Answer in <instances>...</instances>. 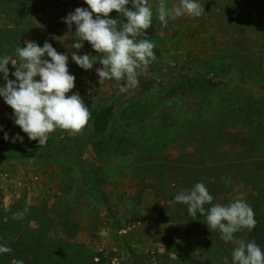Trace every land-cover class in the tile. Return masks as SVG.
<instances>
[{"label": "rangeland", "instance_id": "obj_1", "mask_svg": "<svg viewBox=\"0 0 264 264\" xmlns=\"http://www.w3.org/2000/svg\"><path fill=\"white\" fill-rule=\"evenodd\" d=\"M158 2L149 0L152 26L145 32L160 59L140 73L151 86L141 94L132 89L121 93L123 82L115 79L99 83V63L84 70L72 61L74 51L97 55L86 41L74 49L75 25L69 31L63 22L77 7L87 8L84 0H63L31 16L35 31L27 41L41 47L47 41L67 55L75 86L66 95L79 94L91 117L78 134L60 129L49 134V147H66L59 159L0 160V220L14 207H44L54 221L53 238L113 252L111 264L126 263L125 244L143 264H205L208 256L196 248L198 239L208 237L206 220L198 224L187 205L170 201L188 190L179 175L183 167L237 168L240 152L253 146L264 159V0H197L204 7L201 16L169 19L167 26L156 17ZM165 2L171 7L178 0ZM109 15L118 18L115 11ZM0 27H11L1 13ZM13 62L15 67L22 63ZM14 66L8 79H15ZM111 102L115 111L107 134L88 140L95 113ZM14 119L1 97L0 152L20 156L40 148ZM253 130L259 131L257 142ZM15 136L23 137L22 142H12ZM186 154L192 158L182 164L179 159ZM255 178L264 184L261 174ZM219 180L231 187L215 203L226 205L239 195L248 201L251 185L246 177L227 170ZM94 184L106 196L120 229ZM102 229L108 230L107 237L99 235ZM223 261L218 255L213 264Z\"/></svg>", "mask_w": 264, "mask_h": 264}, {"label": "clouds", "instance_id": "obj_2", "mask_svg": "<svg viewBox=\"0 0 264 264\" xmlns=\"http://www.w3.org/2000/svg\"><path fill=\"white\" fill-rule=\"evenodd\" d=\"M84 3L87 8L77 7L63 18V22L69 31L75 25L78 40L72 45L74 49H81L86 41L97 55H77L74 51L72 61L84 70L99 63L101 67L96 69L99 83L112 79L123 82L119 85L121 93L137 87L139 74L156 59V46L145 32L152 26L153 10L149 0H84ZM113 11L118 18H110ZM203 12L204 7L197 0H178L171 7L165 0H159L156 6V17L162 26H167L169 19L184 15L199 17ZM15 52L22 63L19 67L11 63L15 67L11 73L14 80L8 79L6 67L11 58H0V73L6 81L0 87V97L12 109L15 125L30 141H38V147L46 145L49 134L57 129L71 135L80 133L91 113L79 94L66 95L75 86V77L67 67V55L58 53L47 41L43 47L34 41H25V46H18ZM4 139H9L7 133ZM17 140L22 142L23 137L12 138V142ZM212 201L213 196L206 186L197 182L192 188L176 194L170 203L187 205L189 215L195 217L199 213L205 217L210 232L218 230L222 240L234 242L232 264H264V251L255 241L245 242L234 237L244 228L251 231L256 224L255 213L242 195L226 205ZM206 204L211 206L206 209ZM26 212L27 209L18 211L12 218L22 219ZM99 235L107 237L108 230L102 229ZM11 252L9 246L0 244V254ZM12 264H23V261L14 259Z\"/></svg>", "mask_w": 264, "mask_h": 264}, {"label": "trees", "instance_id": "obj_3", "mask_svg": "<svg viewBox=\"0 0 264 264\" xmlns=\"http://www.w3.org/2000/svg\"><path fill=\"white\" fill-rule=\"evenodd\" d=\"M61 1L63 0H0V13L5 16L11 26L9 28L0 27V58L3 56L11 58L10 63L6 66L8 70L11 62L19 60L15 49L18 46L24 47L25 41L29 40L35 31L30 19L31 16L44 7H55ZM154 52L156 55L155 60H159L160 52L156 47ZM142 76V74L138 76V86L131 88L139 94L147 93L151 90L149 84H144ZM3 81V74L0 73V87H2L1 83ZM114 111L115 103L111 102L95 113L88 130V140L107 134ZM260 127L264 130V125ZM262 133L264 135V131ZM258 134L259 131H252V136L256 137V142L259 139L257 137ZM73 142L77 144L79 140ZM256 147L244 148L240 152L238 156L239 165L235 164L237 168H234L233 164L223 169H213L208 166H194L193 168L186 166L179 171V175L181 181L188 189L192 188L197 182L203 183L210 195L213 196V204H216L215 199L218 195L231 187L230 182L226 183L219 180L225 171L228 170L231 173H236L237 176L240 175L241 177L243 175L246 177L248 183L251 185V193L247 203L255 213L256 224L251 231L244 228L235 233L234 237L235 240H244L245 242L255 241L261 250L264 251V184H259L255 178L259 173L261 174V178L263 177L264 179V159H259ZM65 148L63 145L49 147L46 143V145L28 154L20 156H10L0 152V160L27 159L50 161L59 159ZM191 158L192 155L186 154L180 157L179 160L183 164ZM78 165L84 178L88 179L84 166L81 163H78ZM93 188L98 192L111 220L120 229L119 221L112 211L106 196L95 184ZM210 206L206 204L204 207L207 209ZM24 209H27V212L22 219L12 218L14 213L24 211ZM194 219L198 224L201 221H205V217L199 213L196 214ZM53 229V218L49 216L44 207L35 208L22 205L12 208L0 220V244H5L12 249L11 253L0 254V264H12L14 259L22 260L23 264H111L115 255L113 252L103 250L91 251L80 243L55 239L52 237ZM10 236L13 238L12 240ZM197 243L198 247L196 250L206 253V256H208L205 264H213V259L218 257V255L223 257L224 261L221 264H232L231 252L235 247V243L222 240L221 233L218 230L209 231L207 239L200 238L197 240ZM125 247L128 256L124 264H143L141 258L127 244H125ZM209 248L210 250L212 249V253L207 254Z\"/></svg>", "mask_w": 264, "mask_h": 264}]
</instances>
